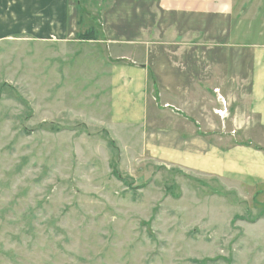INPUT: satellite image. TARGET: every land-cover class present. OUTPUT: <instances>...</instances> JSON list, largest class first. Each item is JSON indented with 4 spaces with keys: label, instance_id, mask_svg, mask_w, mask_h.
Instances as JSON below:
<instances>
[{
    "label": "rangeland",
    "instance_id": "rangeland-1",
    "mask_svg": "<svg viewBox=\"0 0 264 264\" xmlns=\"http://www.w3.org/2000/svg\"><path fill=\"white\" fill-rule=\"evenodd\" d=\"M235 1L247 13L233 17L237 30L251 32L230 42L264 43V0ZM142 7L126 5L122 24H142ZM14 39L0 41V264H264V187L156 161L144 134L110 136L101 97L88 94L107 69L104 50Z\"/></svg>",
    "mask_w": 264,
    "mask_h": 264
},
{
    "label": "crops",
    "instance_id": "crops-1",
    "mask_svg": "<svg viewBox=\"0 0 264 264\" xmlns=\"http://www.w3.org/2000/svg\"><path fill=\"white\" fill-rule=\"evenodd\" d=\"M103 1L95 7L104 12L98 26L95 8H85L83 0H0V41L26 38L65 50L77 39L104 50L107 69L101 78L93 75L96 86L88 94L101 97L102 126L110 136L144 134L145 151L156 161L264 187V43L242 42L251 24L237 30L240 22L233 20L247 13L236 10L235 0ZM141 1L143 23L123 25L126 5ZM237 31L241 42H230ZM203 52L219 59L224 73L211 75ZM228 63L232 70L225 69Z\"/></svg>",
    "mask_w": 264,
    "mask_h": 264
}]
</instances>
